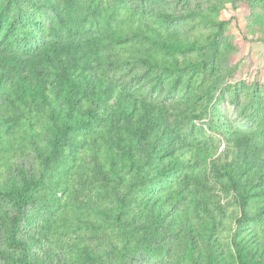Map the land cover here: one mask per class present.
Wrapping results in <instances>:
<instances>
[{
	"label": "trees",
	"instance_id": "16d2710c",
	"mask_svg": "<svg viewBox=\"0 0 264 264\" xmlns=\"http://www.w3.org/2000/svg\"><path fill=\"white\" fill-rule=\"evenodd\" d=\"M9 2L0 264H49L67 236L74 264H264V94L252 127L217 111L224 0ZM241 2L264 41V0Z\"/></svg>",
	"mask_w": 264,
	"mask_h": 264
},
{
	"label": "rangeland",
	"instance_id": "374dc122",
	"mask_svg": "<svg viewBox=\"0 0 264 264\" xmlns=\"http://www.w3.org/2000/svg\"><path fill=\"white\" fill-rule=\"evenodd\" d=\"M236 2L235 0H224L223 7L217 17V21L228 20V23L225 25V30L220 36V45H224L229 41L232 47L223 52L220 60L216 61L221 65L222 69L225 70V73H227L220 84H217L219 96L216 106L217 111H219L218 113L227 116L234 125L242 128H249L259 121H257L259 110H257L256 106L255 108L251 106V104L261 101L260 96L264 94V89L256 92L257 90L251 86L256 82L264 84V41L243 38L245 17L249 15L254 16L255 13L259 12L258 5L252 4L251 2L249 4L241 2V0ZM0 4L2 7L9 6L11 9L13 7L9 0H4ZM24 7V16H28V18H30L29 16H31L32 13L37 15L40 12L39 9H36L35 6L29 2H25ZM32 21L38 20L33 18ZM209 53L211 52L209 51ZM224 87L227 88L223 92L221 91V93L220 89L222 90ZM247 87H250V89ZM249 90L259 95H254V97L251 98L247 95V91ZM258 99L260 100L258 101ZM252 111L255 112L253 113ZM25 162L30 164L29 159H26ZM151 193H153V191L149 192L148 195ZM228 235V233L224 232L225 237L220 240V249L227 247L229 243ZM67 237V241L54 245L52 251L46 252L49 264L75 263L69 246L70 236ZM245 238L253 240V235L251 232H248ZM41 244H43L42 250H45L49 243L43 240ZM227 253L228 250H224L223 254L227 255ZM159 262L160 259L152 256L146 260H135L134 264H159Z\"/></svg>",
	"mask_w": 264,
	"mask_h": 264
}]
</instances>
